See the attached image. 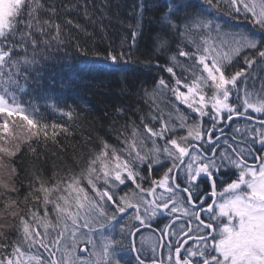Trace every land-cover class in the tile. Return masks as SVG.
<instances>
[{
	"label": "snow or ice",
	"instance_id": "1",
	"mask_svg": "<svg viewBox=\"0 0 264 264\" xmlns=\"http://www.w3.org/2000/svg\"><path fill=\"white\" fill-rule=\"evenodd\" d=\"M107 9L0 0V264H264V0H163L137 61L165 74L142 89L150 112L137 123L118 107L114 143L89 138L71 165L38 167L34 145L58 144L81 114L49 97L45 111L66 120L46 122L22 97L49 61L87 58L93 34L80 18L94 25ZM151 10L139 0L127 33L92 49L106 67L141 52ZM25 153L34 171L18 168ZM145 231L156 238L147 249L137 246Z\"/></svg>",
	"mask_w": 264,
	"mask_h": 264
},
{
	"label": "trees",
	"instance_id": "2",
	"mask_svg": "<svg viewBox=\"0 0 264 264\" xmlns=\"http://www.w3.org/2000/svg\"><path fill=\"white\" fill-rule=\"evenodd\" d=\"M109 4V9L106 10L102 22L89 25L87 21L80 18V23L85 24L88 32L93 34L89 39L87 58L81 53H74L69 50L67 60L61 58L52 62L42 73L45 77L40 82V87L30 90V94L23 96L22 99L27 103L40 106V111L44 113L45 120L53 122H65L66 118L59 116L58 113L50 110L45 111L53 101L49 97H58L63 102L80 112V119L69 127L74 131L67 136H59L58 144H48L47 146L39 145L37 152L40 153V161L38 167L44 175H49L54 169L63 167L65 164H72L74 154L82 151V145L86 140L91 138L89 147L94 146V138L102 136L105 139H110L109 132L111 123L114 119L123 122L126 117H118L116 108L123 107L126 109V116L139 123V117L146 116L150 112V101L142 99V89L152 90L155 84V77L165 75L155 69L142 68L137 61H146V56L142 53L148 51L150 44L148 35L153 34L152 29L157 27L156 17L158 13L155 8L163 0H144L147 7L151 11H147L144 16V32L145 40L141 45V52L133 51L129 58L130 63L126 67L108 68L100 61L93 48L102 51L107 47L108 41L115 39L117 31L127 33V25L135 21L132 19L133 12L139 0H106ZM184 2V0H181ZM197 0H193L195 4ZM191 11V9H189ZM118 17V19H117ZM151 20V23L148 21ZM243 24L244 21H239ZM250 23V21L248 22ZM103 28L107 36L98 35L100 29ZM243 31L244 29H239ZM56 53L53 51V56ZM75 56L76 59H72ZM151 59L153 64L159 61L164 64L165 60L157 54H152ZM71 65V67H68ZM130 68L137 69L136 71L128 70ZM179 74V69H177ZM163 107V105H161ZM181 108L183 106L181 105ZM18 133L19 130L14 129ZM110 142H115L110 139ZM150 146V145H149ZM18 168H33V161L29 154L25 153L23 159L18 161ZM21 178H24V173H21ZM25 184L27 180L25 179ZM24 189H21L23 193ZM126 243V242H125Z\"/></svg>",
	"mask_w": 264,
	"mask_h": 264
},
{
	"label": "flooded vegetation",
	"instance_id": "3",
	"mask_svg": "<svg viewBox=\"0 0 264 264\" xmlns=\"http://www.w3.org/2000/svg\"><path fill=\"white\" fill-rule=\"evenodd\" d=\"M238 124L240 123L239 121L237 122ZM143 242L145 249L148 248L149 245H154L156 242L155 235L153 233L145 231L143 233V238L137 237V246H139Z\"/></svg>",
	"mask_w": 264,
	"mask_h": 264
},
{
	"label": "rangeland",
	"instance_id": "4",
	"mask_svg": "<svg viewBox=\"0 0 264 264\" xmlns=\"http://www.w3.org/2000/svg\"><path fill=\"white\" fill-rule=\"evenodd\" d=\"M16 130H19L18 133H17L18 135H23L24 134V130H22V129H16Z\"/></svg>",
	"mask_w": 264,
	"mask_h": 264
}]
</instances>
